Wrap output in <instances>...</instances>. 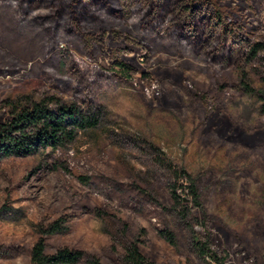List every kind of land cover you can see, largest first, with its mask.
Masks as SVG:
<instances>
[{
    "label": "rangeland",
    "instance_id": "rangeland-1",
    "mask_svg": "<svg viewBox=\"0 0 264 264\" xmlns=\"http://www.w3.org/2000/svg\"><path fill=\"white\" fill-rule=\"evenodd\" d=\"M213 1L259 45L252 62L211 65L157 34L143 40L147 57L123 24V37L108 34L94 58L65 32L50 51L52 30L0 1V123L41 102L90 109L98 120L64 148L0 162V264H34L40 239L48 253L83 251L77 264H125L128 241L160 264H217L198 254L195 236H209L224 264H264V0ZM117 50L135 77L113 73ZM175 170L194 179L200 206ZM54 222L61 230L50 233Z\"/></svg>",
    "mask_w": 264,
    "mask_h": 264
},
{
    "label": "trees",
    "instance_id": "trees-1",
    "mask_svg": "<svg viewBox=\"0 0 264 264\" xmlns=\"http://www.w3.org/2000/svg\"><path fill=\"white\" fill-rule=\"evenodd\" d=\"M12 2L22 21L52 30L50 42L65 32L82 40L88 55L95 57V49L104 50L108 34L123 37L115 25L134 26L137 34H125L130 43L143 45L148 56L152 49L143 44L148 35L157 34L175 51L186 53L211 65L228 68L252 62L258 55L259 45L246 35L242 25L229 18L213 0H0ZM97 30L98 33H93ZM121 52L112 54L113 73L124 78H133L136 70L120 59ZM264 112V106H263ZM98 120L90 109L82 110L75 105L59 102L52 105L34 103L31 107L12 112V117L0 123V162L13 156L34 154L40 148L56 151L75 141L79 130L94 128ZM177 180L185 178L188 194L196 206H200L199 194L194 179L184 171H174ZM171 189L175 203L183 205L184 197ZM61 230L60 222H54L50 233ZM160 236L172 246L177 242L172 232L162 230ZM198 254L210 262L224 264L227 256L220 258L208 237L194 238ZM34 264H77L85 254L81 250L62 247L54 253L47 252V245L40 239L30 253ZM125 264H160L145 257L134 241L124 248ZM93 264H103L99 260Z\"/></svg>",
    "mask_w": 264,
    "mask_h": 264
}]
</instances>
